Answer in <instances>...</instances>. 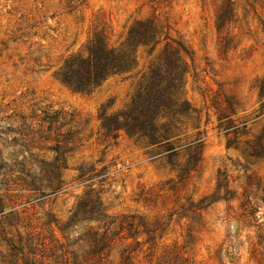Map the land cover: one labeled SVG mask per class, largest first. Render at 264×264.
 I'll use <instances>...</instances> for the list:
<instances>
[{
  "label": "rangeland",
  "instance_id": "374dc122",
  "mask_svg": "<svg viewBox=\"0 0 264 264\" xmlns=\"http://www.w3.org/2000/svg\"><path fill=\"white\" fill-rule=\"evenodd\" d=\"M225 1L0 0V264H264V161L234 148L264 128V0H231L218 31ZM152 18L191 54L184 96L198 129L187 135L204 148L184 180L185 151L173 167L101 128L164 42L91 94L56 79L95 34L118 46ZM231 123L246 133L227 135ZM80 203L98 213L73 218Z\"/></svg>",
  "mask_w": 264,
  "mask_h": 264
},
{
  "label": "trees",
  "instance_id": "16d2710c",
  "mask_svg": "<svg viewBox=\"0 0 264 264\" xmlns=\"http://www.w3.org/2000/svg\"><path fill=\"white\" fill-rule=\"evenodd\" d=\"M161 1L169 0H152L155 3ZM230 1H225L217 16L218 31L232 17ZM163 42V49L142 76L130 104L120 113L108 115L104 112L100 118L101 128L107 135L115 137L123 132L143 141L147 148L154 151L152 158H164L173 167L180 152L185 151L186 163L178 176L184 180L188 173L199 169L204 148L200 133L192 140L187 135L189 125L191 129H198L192 123L197 120L198 112L184 96V78L188 73L191 54L180 42L169 38L157 18L135 23L118 46H113L104 34H95L84 51L64 61L56 73V79L74 92L91 94L112 77L130 75L137 66L136 53L139 48L148 49L152 54ZM258 89L259 97L264 100V78L259 82ZM225 109L231 112L232 104L227 103ZM261 110L264 112V102ZM241 128L245 134V124L231 123L225 133L236 136ZM231 146L229 142L228 147ZM234 148L241 150L250 160L264 161V128L253 141L245 142L242 148L237 142ZM60 189L56 188L54 192ZM207 200H202L201 204ZM96 207L95 203L86 206L80 203L73 218L85 208H90L88 213H98Z\"/></svg>",
  "mask_w": 264,
  "mask_h": 264
}]
</instances>
